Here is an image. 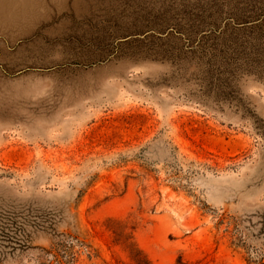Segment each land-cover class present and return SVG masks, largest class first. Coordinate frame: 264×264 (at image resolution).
<instances>
[{"label": "rangeland", "instance_id": "rangeland-1", "mask_svg": "<svg viewBox=\"0 0 264 264\" xmlns=\"http://www.w3.org/2000/svg\"><path fill=\"white\" fill-rule=\"evenodd\" d=\"M0 211L78 264H264V0H0Z\"/></svg>", "mask_w": 264, "mask_h": 264}, {"label": "trees", "instance_id": "trees-1", "mask_svg": "<svg viewBox=\"0 0 264 264\" xmlns=\"http://www.w3.org/2000/svg\"><path fill=\"white\" fill-rule=\"evenodd\" d=\"M45 217L29 219L18 215L0 211V264H6L10 259L20 257L22 252L39 250L36 256L37 264H78V254L82 251L88 252L92 258L91 245L87 244L80 236L70 232L58 233L50 223V229L45 226ZM28 224L34 226V230L28 229ZM43 230L51 234L52 242L49 247L33 246L34 233ZM133 258L136 264H150L136 249L132 248ZM183 264L181 260L178 262Z\"/></svg>", "mask_w": 264, "mask_h": 264}]
</instances>
